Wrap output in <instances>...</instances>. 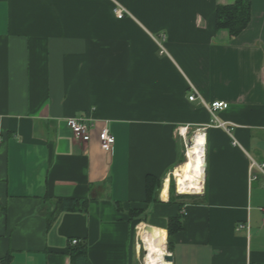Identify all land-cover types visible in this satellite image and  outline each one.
<instances>
[{"label":"crops","instance_id":"0c3cea01","mask_svg":"<svg viewBox=\"0 0 264 264\" xmlns=\"http://www.w3.org/2000/svg\"><path fill=\"white\" fill-rule=\"evenodd\" d=\"M234 2L0 0V264H71L72 240L86 264H141L145 226L164 232L172 264H264V177L249 175L264 162V0L232 38L214 17ZM194 92L227 108L212 116ZM71 117L91 120L87 143ZM180 128L205 136L204 190L190 200L170 191ZM149 177L159 189L145 204ZM65 199L80 210L49 223Z\"/></svg>","mask_w":264,"mask_h":264},{"label":"trees","instance_id":"16d2710c","mask_svg":"<svg viewBox=\"0 0 264 264\" xmlns=\"http://www.w3.org/2000/svg\"><path fill=\"white\" fill-rule=\"evenodd\" d=\"M250 0H235L231 5L217 6L215 10V29L226 30L228 34L234 38L237 37L243 30H245L250 22ZM182 163V162H181ZM159 187V182L152 178L146 179V200L145 204H149L153 201V191ZM174 184L171 182V195H173ZM159 189V188H158ZM173 190V191H172ZM173 197V196H172ZM182 198L183 196H177ZM173 199V198H171ZM79 202L75 199L57 200L52 212L49 215V223L53 221L55 216L61 212H76L79 211ZM143 213L141 209H130L128 211V217L135 223L145 222L143 217H140ZM182 229L181 216L178 215L175 218H170L167 223L166 231L169 238L173 234L179 232ZM168 251H172V244L167 242ZM71 264H86V246L84 244L77 243L68 250Z\"/></svg>","mask_w":264,"mask_h":264},{"label":"bare ground","instance_id":"6f19581e","mask_svg":"<svg viewBox=\"0 0 264 264\" xmlns=\"http://www.w3.org/2000/svg\"><path fill=\"white\" fill-rule=\"evenodd\" d=\"M205 136L201 132H196L192 137V143L188 146L186 160L178 166L174 172L178 190L187 194H196L201 189L204 178V160H205ZM167 183L163 191L165 199ZM146 251V264H169L165 261V234L162 230L156 228L147 229L146 226L139 230Z\"/></svg>","mask_w":264,"mask_h":264},{"label":"built area","instance_id":"2783aa9c","mask_svg":"<svg viewBox=\"0 0 264 264\" xmlns=\"http://www.w3.org/2000/svg\"><path fill=\"white\" fill-rule=\"evenodd\" d=\"M126 11L121 8V7H116L113 10V14L115 16V18L117 19H121L126 15ZM163 52V51H162ZM189 102H194L196 100H199L200 104L203 105L205 108L208 109V111L210 112V114L213 116V113L215 111H220V110H224L227 108V104L224 102H211L209 104L205 103L198 95L197 93H193L188 97ZM216 122V121H213ZM66 126L67 128L70 130L73 138L79 142L82 143H87L90 139V129L92 127V122L88 117H71L66 119ZM187 132V128H180L178 130V134L185 139V134ZM114 137L110 134V132L107 129H102L99 133V142H100V148L105 151L108 152L112 149L113 145H114ZM185 151L187 152L188 149V145L185 143ZM186 152H185V157H186ZM254 171H257L259 174H261L264 177V162L262 163H256L253 160H251L250 162V166H249V175L251 177L252 180H254L256 178V175H254ZM172 176L174 177V172L172 173ZM175 194L177 196H183L186 195L187 193H183L180 192L178 190V187L175 183ZM204 190V185H203V181L201 184V189L198 193L196 194H192V195H201L203 193ZM264 212V210H263ZM181 215L185 216L186 212L184 209L181 210ZM244 226L243 225H238L237 229H242ZM137 243L136 246L138 248V253L139 251L140 253V259L141 264H146L145 263V257H146V251H145V245L141 239V237L137 234ZM78 243L77 240H72L71 241V245H76ZM165 250H166V254L165 256H170L171 253L168 251V247H167V240L165 241ZM164 256V258H165ZM167 262V261H166ZM169 263V262H167ZM171 264V263H169Z\"/></svg>","mask_w":264,"mask_h":264},{"label":"rangeland","instance_id":"374dc122","mask_svg":"<svg viewBox=\"0 0 264 264\" xmlns=\"http://www.w3.org/2000/svg\"><path fill=\"white\" fill-rule=\"evenodd\" d=\"M194 132H196V131H190L188 134H187V136H186V144H187V142L188 141H190V140H192V137L194 136ZM188 145V144H187ZM185 152L186 151H184V161L181 163V164H183L184 162H185V160H186V157H185ZM180 164V165H181ZM205 168V167H204ZM171 179H172V182H173V184H174V188H175V177H173L172 175H171ZM204 179V178H203ZM203 185H204V180H203ZM177 196V195H176ZM195 196H197V195H192V194H186V195H183V199H186V200H190L191 198H193V197H195ZM142 261V260H141Z\"/></svg>","mask_w":264,"mask_h":264},{"label":"water","instance_id":"95a60500","mask_svg":"<svg viewBox=\"0 0 264 264\" xmlns=\"http://www.w3.org/2000/svg\"><path fill=\"white\" fill-rule=\"evenodd\" d=\"M196 132H201V133H203V131H201V130H198V131H196ZM196 132H194V134H195ZM203 134H204V133H203ZM191 143H192V140L188 141V142H187L188 146H190ZM204 167H205V166H204ZM164 259H165V261H167V262H169V263L172 264V261H173V257H172V255H170V256H165Z\"/></svg>","mask_w":264,"mask_h":264}]
</instances>
